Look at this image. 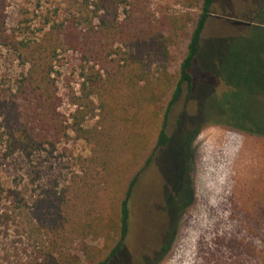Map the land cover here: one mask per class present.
Returning a JSON list of instances; mask_svg holds the SVG:
<instances>
[{
  "label": "trees",
  "instance_id": "16d2710c",
  "mask_svg": "<svg viewBox=\"0 0 264 264\" xmlns=\"http://www.w3.org/2000/svg\"><path fill=\"white\" fill-rule=\"evenodd\" d=\"M214 1H175L186 9L200 6L194 19L188 13L155 18L149 0H64L65 18L47 21L39 37H29L22 28L6 29L1 17L4 0H0V47L25 68L15 88H0V111H4L0 140L5 139V156L19 153L29 160L45 148L53 151L72 140L92 147L91 156L79 159L90 169L89 176L75 174L61 196L47 192L37 200L30 230L42 241L32 246V258L17 264H130L122 253L136 209L144 215L135 195L141 176L158 157L177 156L173 195L158 216L163 227L156 223L161 238L157 263L174 239L180 215L193 203L192 183L187 173H179V165L188 161L205 113L215 112L207 118L215 117L212 124L264 136V128L258 129L255 120L242 126L231 114L216 110L223 95L218 96L214 88L212 100L195 98L191 69L200 60L202 33ZM256 20L259 27L254 28L262 31L263 17ZM191 24L185 55L171 74L169 49ZM261 38L258 53L264 56ZM226 48L216 46L220 56ZM61 51L80 55L81 81L67 95L72 107L68 117L59 112L61 98L54 78ZM178 103L180 111L172 119ZM192 106L196 116L185 115ZM132 107L135 111L130 114ZM95 118L94 125L85 124ZM146 128L155 133L145 132ZM2 198L10 204L23 201L20 191L0 186V204L6 202ZM249 249L253 264H264V249Z\"/></svg>",
  "mask_w": 264,
  "mask_h": 264
},
{
  "label": "rangeland",
  "instance_id": "374dc122",
  "mask_svg": "<svg viewBox=\"0 0 264 264\" xmlns=\"http://www.w3.org/2000/svg\"><path fill=\"white\" fill-rule=\"evenodd\" d=\"M175 1L149 0V8L155 18L186 13L194 19L198 17L200 6L186 9ZM262 2L215 0L202 33L200 60L191 69L197 100H212L214 88L218 96L223 95L216 110L231 114L242 126L255 120L258 129L264 128V56L258 53L259 39L262 37L264 42V26L262 31L254 28L258 22L253 15ZM2 7L6 29L22 28L29 37H39L41 30L47 29V21H61L68 13L64 0H4ZM245 16L253 18L252 24L230 23L247 22ZM192 28L193 24L169 49L171 60L167 66L171 74L185 55ZM218 44L228 47L222 56L216 49ZM216 58H220L219 63ZM79 62L80 55L73 51L59 52L55 62L59 112L67 117L72 111L67 95L70 89L77 90L81 81ZM24 70L13 54L0 47V88H15ZM180 108L178 103L172 119ZM133 111L132 107L130 114ZM208 113L191 143L188 161L178 164L179 173L189 175L193 203L180 215L168 251L155 263L161 244L156 223L161 210L167 209L164 204L173 195L172 182L176 178L177 156L170 155L158 157L155 166L141 176L135 195L144 215L136 209L133 230L124 245L123 256L128 263L253 264L249 247L264 249V219L251 220L264 217V136L212 124L210 120L215 117L207 118L215 112ZM185 115L196 116V110L192 106ZM3 117L4 111H0V135ZM96 120L85 124L92 126ZM145 132L155 133L152 128ZM4 140H0V186L20 191L23 201L10 204L2 198L6 202L0 204V264H17L32 258V246L42 241L30 230L37 200L47 192L61 196L75 174L89 176L90 169L79 159L91 156L92 147L83 141L61 142L55 150L45 148L27 160L19 153L5 156ZM137 166L134 162L133 168ZM76 247L73 244L72 250Z\"/></svg>",
  "mask_w": 264,
  "mask_h": 264
},
{
  "label": "flooded vegetation",
  "instance_id": "af4514ba",
  "mask_svg": "<svg viewBox=\"0 0 264 264\" xmlns=\"http://www.w3.org/2000/svg\"><path fill=\"white\" fill-rule=\"evenodd\" d=\"M257 16H259L260 18L264 16V0H263V2L259 5V7L257 8V10L255 11V13H254V15H253V17H257ZM244 18H245V20H247V22L242 21V22L245 23V24H242V25H250V24H252V20H253V18L248 17V16H245ZM122 254H123V253H122ZM155 255H156V253H155Z\"/></svg>",
  "mask_w": 264,
  "mask_h": 264
},
{
  "label": "water",
  "instance_id": "95a60500",
  "mask_svg": "<svg viewBox=\"0 0 264 264\" xmlns=\"http://www.w3.org/2000/svg\"><path fill=\"white\" fill-rule=\"evenodd\" d=\"M229 21V20H228ZM230 23L234 24V25H242L245 24L244 22L240 21V20H231ZM159 228L163 227L162 222H159V224L157 225Z\"/></svg>",
  "mask_w": 264,
  "mask_h": 264
}]
</instances>
